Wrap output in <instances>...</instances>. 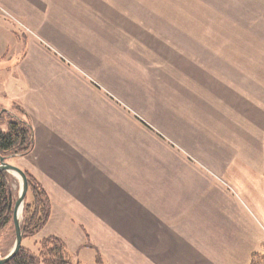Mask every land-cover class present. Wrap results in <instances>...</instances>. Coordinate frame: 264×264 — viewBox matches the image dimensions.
Instances as JSON below:
<instances>
[{
	"label": "crops",
	"instance_id": "obj_1",
	"mask_svg": "<svg viewBox=\"0 0 264 264\" xmlns=\"http://www.w3.org/2000/svg\"><path fill=\"white\" fill-rule=\"evenodd\" d=\"M25 1L69 56L39 52L52 67L27 56L0 77V105H21L34 129L33 150L14 158L52 202L40 237L81 264V252L95 264H222L213 252L238 251L241 227L214 237L199 205L210 192L230 198L231 217L246 210L264 247V0ZM60 54L90 60L99 84Z\"/></svg>",
	"mask_w": 264,
	"mask_h": 264
},
{
	"label": "rangeland",
	"instance_id": "obj_2",
	"mask_svg": "<svg viewBox=\"0 0 264 264\" xmlns=\"http://www.w3.org/2000/svg\"><path fill=\"white\" fill-rule=\"evenodd\" d=\"M48 13L50 14V12ZM109 13L121 15V13L118 11L116 12L109 11ZM47 18L48 15L45 16L44 13L34 10V7H32V5L28 1L26 2L25 0H0V77L4 76L2 75L3 73H5L4 70H8L7 73H9L16 70L21 65H23V61L27 56L28 58L26 60V63H28V67H36V68L52 67L51 64L49 63L50 60L47 59L45 56H44L45 58H43L42 55H38L39 52H41V54L46 52L49 56H51V54L54 56L53 53L54 50L58 52L62 51L66 53L67 57H69L68 50H64L60 47V45L62 46V44L59 45L58 43L59 40L56 39L59 37L55 35L53 36L48 35L47 29L45 28V24H44ZM65 27L66 26L63 27L65 31L66 30L71 31L69 27L68 28ZM73 34L82 35V31H78V29L75 28ZM126 46H128L127 43ZM67 57H65L63 54H60V58L62 59V61L65 62V64L61 63V65L77 67L80 75H82L84 78L91 79V81L94 84H99L97 82H99L100 80L94 78V76L99 74H97V72L94 69L85 67L86 66L85 62L88 64L90 60H86L80 55H78L77 58L78 60L76 61L81 60L82 64H80L79 62L77 63L75 61L74 62L71 61ZM80 65H82L81 68ZM107 78L109 79L110 82H114V83L119 82V80L115 79L113 76H108ZM148 78L149 75L146 74V79ZM123 80L124 79H122V81ZM124 86H127V84L125 83ZM144 86L146 87V90L154 98L156 99L160 98L159 88L156 92L151 90V85L145 84ZM112 95L114 96V94ZM161 95H162V99L165 98V92H161ZM117 97L119 98V96H116L115 98ZM80 104H82L83 108L85 109L86 102H84L83 100L82 103ZM148 104H153V102L151 100L147 101L146 105L148 106ZM12 106L13 105L9 107H5L3 105H0V109L4 108L7 111H12L11 110ZM20 107L22 106L20 105ZM125 107L128 108V110H126L128 114L129 113L133 114L135 115V117L141 119L142 116L139 115V113L136 112L135 109L131 107L128 102ZM149 114L150 113L146 112L144 113L143 116H148ZM26 115H28L27 112ZM142 119L144 118L142 117ZM192 155L193 156H188L190 161L191 158L192 159L197 158L196 161H200L201 163V152H196V154H192ZM16 156H20V155H18L17 153H9L5 155L7 162L21 168L18 161L14 158ZM22 170L25 172L24 169ZM7 173L10 176L9 184L15 195V202H16L18 195L20 193L21 178L13 173L10 172ZM209 195L210 192L209 193L207 192L206 194L202 195L204 198L202 201L200 200L199 205L201 207V211L204 216L210 219H212V217L216 218V221L213 226L208 220L206 221L205 224L210 232H212V228H216L219 231V234L215 232L214 235L212 233L214 237H217V240H222V242H224L225 236H227L225 234H233L231 232L230 226H232V228L241 227V229L238 230L239 232H242V234H239V232L237 234V239L241 244V248L238 251H230L228 250L227 247H225L221 250V252H217V251L213 252L214 256L218 258L217 262H220L219 260L221 259L220 263L222 264H249L250 256L252 253L255 252V253L264 254V249H263L264 247L261 248L255 247L256 244L254 242L258 240L260 231L258 230V227L254 219H252L247 214L246 210L242 208H238L236 210L239 211V214H237V212L234 211L231 217L230 198L228 199L223 198V201L219 199L217 201H214L209 198ZM25 200H24L22 212L20 214L21 227L24 218ZM238 205L242 207L240 203H238ZM39 233L34 237L23 239L21 247L23 246L24 248L37 253L38 241H40L41 239ZM15 240H16L15 225H14V220H12L6 227L0 230V253L2 256H6L11 252V250L14 247ZM84 254L85 253L82 252L80 253L81 261L83 264H95L94 261L87 263L90 261L89 255L87 256L88 258L85 257V260H83L82 256Z\"/></svg>",
	"mask_w": 264,
	"mask_h": 264
},
{
	"label": "trees",
	"instance_id": "obj_3",
	"mask_svg": "<svg viewBox=\"0 0 264 264\" xmlns=\"http://www.w3.org/2000/svg\"><path fill=\"white\" fill-rule=\"evenodd\" d=\"M14 109V110H13ZM12 111L0 109V154L28 155L34 147V129L26 111L13 103ZM29 188L25 200L22 223L23 239L34 237L49 222L52 211L51 199L37 178L25 170ZM9 174L0 172V230L13 220L15 195L9 184ZM30 197V198H28ZM6 264H81L74 260L64 241L57 236L41 238L38 252L21 247ZM96 264H105L100 255ZM250 264H264V254L254 253Z\"/></svg>",
	"mask_w": 264,
	"mask_h": 264
},
{
	"label": "water",
	"instance_id": "obj_4",
	"mask_svg": "<svg viewBox=\"0 0 264 264\" xmlns=\"http://www.w3.org/2000/svg\"><path fill=\"white\" fill-rule=\"evenodd\" d=\"M3 171H7L19 176L21 178V188L18 198L15 202L14 211H13V220H14L15 233H16L15 244L13 249L8 255L2 256L0 253V264H6L7 262H9L21 249V245L23 241V230L21 227L20 212H22L24 200L29 188V183L26 173L18 166H15L7 162L5 156L0 155V172Z\"/></svg>",
	"mask_w": 264,
	"mask_h": 264
},
{
	"label": "bare ground",
	"instance_id": "obj_5",
	"mask_svg": "<svg viewBox=\"0 0 264 264\" xmlns=\"http://www.w3.org/2000/svg\"><path fill=\"white\" fill-rule=\"evenodd\" d=\"M21 213V212H20Z\"/></svg>",
	"mask_w": 264,
	"mask_h": 264
}]
</instances>
